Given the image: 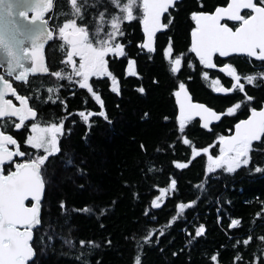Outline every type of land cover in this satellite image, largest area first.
I'll return each instance as SVG.
<instances>
[{"label":"trees","instance_id":"obj_1","mask_svg":"<svg viewBox=\"0 0 264 264\" xmlns=\"http://www.w3.org/2000/svg\"><path fill=\"white\" fill-rule=\"evenodd\" d=\"M225 1L181 0L170 9L172 23L164 33L157 35L156 51L151 54L136 47L143 38L139 21L125 22V36L121 42L126 46L128 57L136 59L139 77L124 75L126 59L120 58L122 63L117 64L111 58L109 70L118 76L120 94L110 92V81L105 78L94 77L90 81L102 96L110 123L103 117L93 116L90 125H85L76 114L77 110L98 112L99 106L86 90L66 80L58 81L45 74L31 75L27 81L18 82L4 76L19 94L30 98V105L38 111L37 122L59 123L61 118L67 117L65 135L61 138L63 154L53 159L48 168L43 226L35 233L34 240L37 250L35 264H133L137 250L141 253L142 264H210L213 253L219 254V264H234L236 251H240L243 257L242 264H249L253 253L260 254L259 248L264 245L259 241L253 240L245 248L242 240L248 234L253 237L264 234V173H255L250 168L234 174L218 170L209 178L203 175L202 157L183 170H175L171 164L174 159L184 162L190 156V148L178 143L173 81L167 72L162 50L171 37L174 51L188 55L178 79L186 83L193 100L223 111V107L232 104L236 97L214 93L201 76V66L192 54L187 53V48L188 32L192 27L190 12L211 10ZM78 3L84 4L86 9L85 19L78 22L93 26L96 14L93 6L97 5V0H78ZM100 3L103 4V0ZM99 10L97 7L96 11ZM70 13L67 0H54V19L50 17L52 26L57 27L65 18H72ZM45 56L50 71L65 69L63 58L66 52L58 44L49 43ZM188 59L193 62L192 69L187 67ZM153 78L158 83H153ZM54 86L58 89L51 94L55 104L47 100L50 95L47 89ZM139 86L145 88L144 94L136 91ZM72 92L75 95H71ZM253 93L257 103L264 101V87ZM60 100L66 102L67 112ZM68 113L73 115L68 116ZM145 113L148 114L146 117ZM238 118L223 117L218 124L211 126V132L204 130L194 119L186 125L185 135L196 147L207 146L215 134L225 135L226 127L231 128ZM6 130L20 141L21 150H25L23 139L27 131L11 127ZM141 143L147 154L142 152ZM173 144L174 148L168 147ZM157 148L161 151L157 152ZM254 149L252 165L264 167V145H254ZM67 157L73 158L72 165L60 163ZM148 160L152 162V172H148L145 166ZM170 177L177 179V190L167 195L160 207L152 208L151 200L159 195V187H167ZM201 183L205 184L203 189L198 186ZM61 200L65 202V210L59 209ZM190 200H196L197 204L186 209L169 226L171 216L176 215L175 204ZM85 206L92 211H80ZM100 208L106 209L102 216ZM145 209L149 211L147 216ZM257 212L262 215L257 217ZM233 218L240 219L241 225L229 229L227 225ZM201 223L205 225V234L189 245L190 237L186 233L194 234V228ZM153 228L157 231L152 240L147 244L141 240L138 249L136 241ZM161 229L163 236H159ZM80 239L94 240L100 247L82 249L78 243ZM66 240L72 243H65ZM108 240L110 245L106 243ZM237 240L241 244L234 249L232 245ZM173 252L177 255L173 256Z\"/></svg>","mask_w":264,"mask_h":264},{"label":"snow or ice","instance_id":"obj_2","mask_svg":"<svg viewBox=\"0 0 264 264\" xmlns=\"http://www.w3.org/2000/svg\"><path fill=\"white\" fill-rule=\"evenodd\" d=\"M67 3L71 6L72 18H65L62 25L57 26V31V27L52 26L54 0H24L25 11L22 12V16L28 21L26 40L13 38L7 44L0 41V52L7 58V74L12 77L14 71L19 69V73L14 77L18 82L25 81L29 73L47 74L58 81L66 80L79 89L86 90L99 106L98 112L77 110L76 114L85 125H90V118L93 116L103 117L110 123L102 96L94 90L91 78H105L110 81V92L119 95L121 88L118 76L109 70L111 58H114L117 64L122 63L120 58L126 59L124 75L139 77L136 59L128 57L126 46L121 42L125 36L123 25L125 22L138 20L143 39L136 47L141 52L146 50L148 54L154 53L156 51L154 38L158 31L168 29L171 25L173 18L170 9L175 8L176 0H103V4L97 0V5L93 6V12L96 14L91 27L87 23L78 22L85 19V5L78 3V0H67ZM97 7L100 9L98 12ZM203 7L201 4L200 8ZM166 14L167 23H163L162 17ZM190 20L192 27L189 31L190 44L187 53L194 54L199 65L205 69H218L231 79L230 87H225L219 78L212 79L210 83L212 91L218 94L235 92L243 94V98L220 112L204 103L194 102L186 83L178 79L187 54L175 52L172 38L169 37L162 55L167 62V72L173 81L172 96L175 98L178 143L190 148V156L184 162L174 159L171 164L175 170H183L196 158L202 157L203 175L209 178L218 170L234 174L243 168H250L255 173H264V167L259 165L251 168L253 161L251 153L255 150L253 142L264 145V106L259 109L249 106L246 119L238 120L227 130V135L215 134L214 140L207 146L196 147L185 135L186 125L195 118L199 119L204 130L211 132L210 125L213 121H221L222 117H234L242 105L245 103L250 105L253 101V97L245 91V85H253L258 78H264V71L241 76L232 63L218 64L216 60L246 56L250 61L255 58L260 65H264V0H226V4L217 5L211 11H191ZM26 41L28 46H25ZM49 43L58 44L66 52L63 58L65 69L50 71L45 65V56L42 52ZM149 58L151 59V56ZM25 62H29L30 66L26 67ZM187 67L193 68L192 60H187ZM201 76L207 80L209 72L202 71ZM153 83L158 81L153 78ZM57 90L55 86L47 89L50 94L47 100L54 104L56 100L51 94ZM136 91L144 94L145 88L139 86ZM70 94L75 95L74 92ZM9 96L12 98H8ZM29 100L28 96L18 93L9 79L0 75V264H35L37 250L34 247V240L35 233L43 226V205L46 188L49 185L48 168L53 159L63 154L61 138L65 135L67 117L61 118L59 123L37 122L38 111L30 105ZM59 103L67 112L66 102L60 100ZM144 115L146 117L148 114ZM164 120L167 121L168 117L165 116ZM9 127L17 131L22 129L27 131L23 139L25 150H21L20 141L6 130ZM70 132L69 129V135ZM168 147L174 148L175 145ZM140 148L147 154L143 143L140 144ZM156 151L159 152L161 149L157 148ZM60 163L72 165L73 158L67 157ZM151 164L150 160L145 162L148 172L153 171ZM76 170L80 171L79 168ZM198 186L203 189L205 184L201 183ZM176 190L177 179L170 177L167 187L158 188L159 195L151 200V207H160L165 197ZM196 204V200L176 203V215L171 216L168 225L171 226L186 209H191ZM59 209L65 210L63 200L59 202ZM80 211L91 212L92 209L85 206ZM105 211V208H100L99 214L102 216ZM144 214L145 216L149 214L148 209H145ZM261 215V212L256 213L257 217ZM217 221H220L219 216ZM240 225V219L233 218L227 227L233 229ZM156 231L154 228L150 229L137 240L138 249L141 247V240L145 244L149 243ZM205 232V225L201 223L194 228V234L186 233L190 237L188 244L191 245ZM163 235L164 231L161 229L159 236ZM159 236H156V239H159ZM253 240L264 245V234L257 237L248 234L242 240V245L246 248ZM65 243L71 244L72 241L66 240ZM78 243L82 249L100 247L94 240L80 239ZM106 243L110 245L111 241L108 240ZM239 244L241 241L237 240L232 247L235 249ZM259 253L252 254L249 264H264V247L259 248ZM172 255L175 256L177 253L173 252ZM242 261L240 251H236L233 257L234 264H242ZM133 264H142L139 250L136 251ZM210 264H219L218 253L210 255Z\"/></svg>","mask_w":264,"mask_h":264},{"label":"flooded vegetation","instance_id":"obj_3","mask_svg":"<svg viewBox=\"0 0 264 264\" xmlns=\"http://www.w3.org/2000/svg\"><path fill=\"white\" fill-rule=\"evenodd\" d=\"M180 2H181V0L178 1V2H176V4H178ZM224 4H226V1L224 3H222V4H219V5L220 6H223ZM214 8L211 9V10H214ZM211 10H207V11H211ZM167 19H168V17L165 15L164 17H162V22L163 23H167ZM190 28H189V31H190ZM165 31H166V29H163V31H161V32H159V33L156 34V37H157L158 34L164 33ZM188 34H189V32H188ZM142 35H143V33H142ZM156 37L154 38L155 41H156ZM189 44H190V35H189L188 46H189ZM192 55L194 56V54H192ZM195 60L198 62V60L196 58H195ZM216 62L218 64H222V63H232L236 67L238 74H240L241 76L248 75V74H253V73L259 72V71H264V65H260L258 61H255L254 58H252V60L250 61L246 56H233L231 59L217 58ZM245 66L246 67L248 66V68L246 69ZM200 69H201V72L202 71H208L209 72V78L206 80V82H207L208 87L210 89H211V87H210L211 80L212 79H215V78H219L221 80V83L225 87H230L231 86V79L229 77H226L223 73H220L218 71V69L208 70V69H205L203 66H201ZM241 82H243V80ZM262 87H264V78H258L253 85H247V84L245 85V91L249 95H251L253 97V101L251 102V107H256L257 109H259L260 107L263 106L264 101H261V102L257 103V101H256V98H257L256 97V94L253 93L256 89L262 88ZM250 91H251V94H250ZM217 95H218V93H217ZM219 95L220 96H234V97H236V100L243 98V94H239V93H235V92L234 93H229V94H219ZM236 100L233 103H235ZM229 106H231V104L223 107V111L227 107H229ZM249 106L250 105L248 103H245L244 105H242L241 109L237 110V112L234 115V117H239V118L236 119V121L233 123V125L238 120H240V119H246L247 118V115L249 114V112H248V107ZM218 112H220V111H218ZM228 129H229V127H226V130H225L226 131V134L225 135L228 134V131H227ZM258 144H259V142H253V147H254V145H258ZM254 167H256V166L251 164V168H254Z\"/></svg>","mask_w":264,"mask_h":264},{"label":"water","instance_id":"obj_4","mask_svg":"<svg viewBox=\"0 0 264 264\" xmlns=\"http://www.w3.org/2000/svg\"><path fill=\"white\" fill-rule=\"evenodd\" d=\"M178 1L180 0H176V2ZM24 11H25L24 0H0V41H3L5 44H7L13 38L16 40H22V39L26 40L28 21L25 20L22 16V12ZM161 31L163 30L158 31L157 33ZM25 46H28L27 41L25 42ZM42 54L45 56V50H43ZM45 65L47 66L46 56H45ZM25 66L29 67L30 66L29 62H25ZM0 71H1L0 75L8 76L7 58L3 55L2 52H0ZM19 71H20L19 69H16L13 73V76L10 78L15 81L14 77L16 74L19 73ZM31 75H45V74L29 73L25 81H27L28 77ZM8 98H12V97L9 96ZM195 119L199 121L198 118ZM218 123L219 121H213L210 127Z\"/></svg>","mask_w":264,"mask_h":264}]
</instances>
